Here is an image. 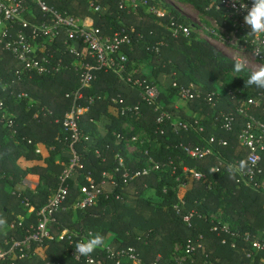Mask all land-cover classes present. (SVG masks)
<instances>
[{"label": "trees", "instance_id": "1", "mask_svg": "<svg viewBox=\"0 0 264 264\" xmlns=\"http://www.w3.org/2000/svg\"><path fill=\"white\" fill-rule=\"evenodd\" d=\"M89 1L46 0L61 14L76 19L91 18L93 26L104 36L127 28L130 43L121 49L126 61L121 72L117 69L95 72L91 88L84 90L85 96H100V99L79 124L83 134H90L88 141L82 140L75 145L83 168L67 181L69 192L64 210L56 216V223L49 226L51 239L41 249L35 247L36 250L25 259L14 260V263L86 264L84 261L73 262L70 257L72 246L66 240H58V236L68 230L86 234L87 238L102 235L104 245L91 255H98L96 262L105 264H114L113 260L106 258L107 248L128 247L135 250L141 264H177L172 257L175 247L183 248L187 243L192 244L195 251L183 264H244L251 261L258 264L264 259V252L248 260L240 251L231 249L232 242H236L239 248L248 249V245L221 232L223 222L216 217L220 211L225 213L229 229L242 235L264 231V150L259 165L261 173L255 178L257 185L247 186L237 182V172L213 174L211 167L219 163L215 155L192 160L185 155L182 146L203 145L209 137L215 136L227 141V146L219 149L224 158L238 164L244 161L248 150L239 144L237 134L244 127L245 120L236 113L240 103L228 91L239 90L243 99L260 101L258 107L249 106L247 113L264 121V89L245 87L249 76L247 70L236 73L229 80V88L219 86L217 82H225L227 73H235L234 62L209 42L194 38L193 24L175 10H165L166 16L158 19L147 13L142 5L132 13L120 9L121 0H95L101 10L94 11L89 8ZM189 1L203 15L213 17L219 27H225L221 14L206 12L197 0ZM172 17L191 30L188 37H172L167 28ZM61 44L59 42L56 46L63 49ZM54 53L67 66L65 70L47 76H25L17 73L20 64L0 47V98L4 103L0 111V218L6 220L0 231L18 217H23V227L35 223L34 213L56 190L58 178L69 163L67 133L63 131L62 120L71 107V100L65 98V94L78 84L75 68L81 60L68 52L56 50ZM127 78L138 79L143 86L157 87L159 97L156 103L162 110L176 119L191 123L198 121L203 132L176 133L170 123L156 124L154 107L141 101V89L127 83ZM190 84L199 86L200 96L180 101L179 89ZM21 93L27 96L18 97ZM126 105L138 106L139 114L127 112L122 115L120 109ZM222 113L234 116L230 132L220 128ZM8 120L13 121V127H9ZM97 124L105 130L102 135L94 130ZM159 127L163 134L159 133ZM13 130H16L15 134ZM116 134L124 135L125 139L118 140ZM135 135H146L155 148L144 150L138 147V150L128 152L126 143ZM36 147L39 152L35 151ZM49 148L53 150L44 156L43 150ZM117 155L123 157V167L114 174L118 167ZM23 160L26 161L24 166L21 165ZM150 163L158 164L164 170L163 175L152 171L147 176L128 180L126 184L122 182L123 172L132 175ZM184 166L201 171L205 180L188 182V189H174L177 185L175 178ZM173 168L175 173L170 175ZM29 173L38 178L31 190L23 187ZM103 173L113 177L116 185L108 182L95 205L74 210L73 204L81 197L80 188L86 184L85 176L88 174L100 183L104 180ZM149 189L160 201L153 202L144 197ZM11 192L20 193L21 197ZM23 198L34 208L30 215L23 205ZM190 211H195L192 227L183 222V217ZM215 227L217 230H213ZM21 235L13 230V237L18 239Z\"/></svg>", "mask_w": 264, "mask_h": 264}, {"label": "built area", "instance_id": "2", "mask_svg": "<svg viewBox=\"0 0 264 264\" xmlns=\"http://www.w3.org/2000/svg\"><path fill=\"white\" fill-rule=\"evenodd\" d=\"M201 2L203 10L209 13L221 14L225 27H221V31L217 34L219 44L225 49V53L221 52L230 61L234 62L237 56L247 55L250 61V67L254 68L257 65L264 64V47H259L254 43L253 37L246 36L250 31V26L244 22L246 10L241 8V4H246L251 8L253 0H239L233 3V0H197ZM89 8L94 11L101 10V6L97 5L95 0L88 2ZM140 5L145 7L147 13L155 16L158 19H163L166 16V11L158 6L154 1L150 0H121L120 9H127L129 12L136 13ZM41 14L38 16L35 12ZM92 20V19H91ZM89 18L76 19L72 16L61 14L54 8L50 7L46 0H0V47L9 52L16 62L21 66L17 72L20 75H37L47 76L59 74L67 68V66L55 57L56 50L68 52L69 55L80 59V64L75 68L78 74V84L65 94V98L71 100V107L65 114L62 120L64 133H67L65 141L68 144L70 153L69 163L62 171L58 178L56 190L51 194L46 204L40 207L34 214L36 217L35 223L23 227V217H18L16 221H11L7 224L4 230L0 231V264H15L14 260H23L30 253L37 249H41L43 245L51 239L49 226L56 223V216L64 210V202L68 196L69 188L67 181L74 173L82 169L79 156L75 151V145L80 141H87L88 136L83 134L80 129L81 118L87 114L90 107L100 96H85L84 90L90 89L95 80V72L99 70L117 69L122 71V64L126 61V56L122 53L123 46L130 43V37L127 28H122L114 32L111 36H104L100 30L93 26V22ZM173 38L180 36L188 37L190 29L177 22L174 17L171 18L170 24L167 26ZM247 41V42H246ZM62 42L63 49L56 46ZM80 47V48H79ZM84 50V54L82 53ZM86 56V57H84ZM88 58V60H85ZM127 83L132 86H137L141 89L140 99L149 106L154 107L157 112L156 124L164 125L170 123L173 131H193L198 134L203 132V127L198 124V121L193 123L173 118L172 115L156 103L159 97V91L155 86H143V82L136 79L127 78ZM240 105L236 108V113L245 120L244 127L238 132L237 139L242 147L248 150L244 161L247 162V168L237 172L239 179L237 182H243L247 186H256L255 178L261 173L259 167L261 162V152L264 150V121L257 119L247 113L249 106H260V101L243 99L242 92L239 90L228 91ZM25 93L18 94V97H26ZM200 96L199 86L190 84L188 87L179 89L180 101H186ZM113 102H115L113 100ZM4 103L0 98V111L3 110ZM264 110V109H263ZM127 112L139 114L138 106H123L120 113L125 115ZM50 113V112H49ZM220 128L230 132L234 123L232 114L222 113L220 115ZM9 127H13L12 120H8ZM16 130H13V134ZM159 133L164 131L159 127ZM118 140H124L122 134H116ZM138 135L130 138L126 143L127 151L132 153L134 145L132 143L138 141ZM31 141L28 140V143ZM227 146V141L211 136L203 145H184L182 149L185 155L192 160H204L208 156H216L219 158V163L211 167L210 171L213 174H222L229 172V165H237L233 160H227L220 152L221 147ZM36 152H39L36 147ZM118 167L113 172L114 174L121 171L123 167V157L116 156ZM159 168L158 164H148L141 171L129 175L128 172L122 173V182L126 184L128 180L136 178L140 175L147 176L152 171ZM175 173V168L170 171V175ZM104 180L96 183L90 175L85 176L86 184L80 188V200L73 204L74 210H85L95 205L97 199L104 192L105 185L109 182L111 185H116L113 177L103 173ZM205 175L195 168L182 167V172L175 178L177 185L182 189H188V182L203 181ZM2 185L0 183V191ZM11 194L21 197L20 193L11 192ZM107 195V194H105ZM23 205L28 209L29 215L33 213L34 208L28 204V201L23 198ZM195 215V211H190L183 217V222L186 226H191V219ZM13 230L19 231L22 235L20 238L13 237ZM217 230V228H213ZM220 231L230 235L233 238L239 239L242 243L248 245L247 248H239L236 242L230 244V248L240 251L245 259L253 260L255 255L264 252V231H260L255 235L245 234L231 231L228 225H221ZM11 232V233H10ZM9 233V234H8ZM91 235V232H88ZM75 239H78L77 242ZM86 234L74 233L64 230L58 240H66L70 246V257L73 262L84 261L86 264H105L96 262L97 257L93 255L81 256L75 254L76 243L87 240ZM200 247V244H197ZM183 251L186 258L194 255L195 247L187 243L183 246ZM106 258L113 260L114 264H141L139 256L132 247L126 249L113 250L106 249ZM184 258L181 263L186 260ZM207 263V262H204ZM203 263V264H204ZM210 264V263H208Z\"/></svg>", "mask_w": 264, "mask_h": 264}, {"label": "clouds", "instance_id": "3", "mask_svg": "<svg viewBox=\"0 0 264 264\" xmlns=\"http://www.w3.org/2000/svg\"><path fill=\"white\" fill-rule=\"evenodd\" d=\"M239 0H233V3H237ZM241 8L245 9L247 14L244 16V22L250 26L251 31L246 35L253 37L254 43L258 45L257 54L259 47H264V0H253L251 8H248L246 4H241ZM247 42V41H246ZM233 70L235 73H241L245 70L249 72L248 78L245 80V87L255 86L259 89H264V64L250 67V61L248 56L241 55L234 59ZM247 168L246 161H240L237 165H229L228 171L230 174L240 172ZM6 224V220L0 218V227ZM104 237L100 234L92 235L87 240H82L75 245V254L81 256H90L97 248L104 245Z\"/></svg>", "mask_w": 264, "mask_h": 264}, {"label": "rangeland", "instance_id": "4", "mask_svg": "<svg viewBox=\"0 0 264 264\" xmlns=\"http://www.w3.org/2000/svg\"><path fill=\"white\" fill-rule=\"evenodd\" d=\"M154 1L158 6L162 7L164 10H175L179 15H182L187 22L193 24V37L201 40H205L209 42L215 49L219 52H224L225 49L219 44L217 34L221 31V27L217 25L215 19L209 15H203L200 11H198L195 6L189 0H150ZM91 19V18H90ZM217 48H216V47ZM236 76V73H227V78L225 82L218 81L219 86H225V88H229V80ZM140 140L134 145V151L139 148L152 150L155 148V144L150 142L146 135L140 137ZM142 146V147H140ZM148 166V165H147ZM154 166V164H153ZM159 172V176L163 175L164 170L162 168H158L155 170ZM144 197L152 200L153 202L160 201L159 198L154 194V191L149 189L144 193ZM216 218L223 222V224L229 225L227 222L225 223L226 215L222 211L218 214ZM213 218H215L213 216ZM178 246L175 247L174 254L172 255L173 261L177 263H181V261L186 258L183 248ZM208 264V263H204Z\"/></svg>", "mask_w": 264, "mask_h": 264}, {"label": "crops", "instance_id": "5", "mask_svg": "<svg viewBox=\"0 0 264 264\" xmlns=\"http://www.w3.org/2000/svg\"><path fill=\"white\" fill-rule=\"evenodd\" d=\"M89 20H91V19L89 18ZM91 21H92V20H91ZM215 47H216V46H215ZM216 48H217V47H216ZM217 49H218V48H217ZM125 126H126V125H125ZM94 130H96V133L99 134V135H102L103 132L105 131L104 128H103L102 126L98 125V124H97V126H96V129L94 128ZM90 133H93V131H90ZM87 136H88V140H89V139H90V134H88ZM88 140H87V141H88ZM38 149H39V147H38ZM39 150H40V149H39ZM52 150H53V148L44 149V150H43V155H44V156H47L48 153L51 152ZM69 155H70V154H69ZM25 163H26L25 160L21 161V165H22V166H24ZM27 164H28V163H27ZM75 173H76V172H75ZM75 173H74L73 176H75ZM37 182H38V178H37L35 175L29 173V174L25 177V179H24V181H23V187L28 188V189L31 190V189H33V188L36 186ZM244 264H252V261H251V262H248V263H244ZM258 264H264V259H261V260L259 261Z\"/></svg>", "mask_w": 264, "mask_h": 264}]
</instances>
